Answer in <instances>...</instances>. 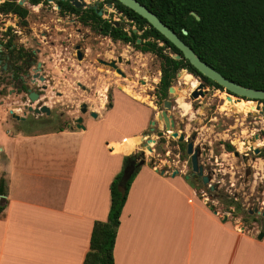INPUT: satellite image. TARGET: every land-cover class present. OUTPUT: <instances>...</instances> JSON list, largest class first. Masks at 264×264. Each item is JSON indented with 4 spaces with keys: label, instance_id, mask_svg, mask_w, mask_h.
I'll return each instance as SVG.
<instances>
[{
    "label": "crops",
    "instance_id": "1",
    "mask_svg": "<svg viewBox=\"0 0 264 264\" xmlns=\"http://www.w3.org/2000/svg\"><path fill=\"white\" fill-rule=\"evenodd\" d=\"M129 85L112 88L110 106L82 128L0 124V264L82 263L93 221L106 217L108 184L150 125L152 108ZM223 216L181 174L138 165L113 264H264V236Z\"/></svg>",
    "mask_w": 264,
    "mask_h": 264
},
{
    "label": "rangeland",
    "instance_id": "2",
    "mask_svg": "<svg viewBox=\"0 0 264 264\" xmlns=\"http://www.w3.org/2000/svg\"><path fill=\"white\" fill-rule=\"evenodd\" d=\"M85 1L92 2V0ZM100 1L101 6L104 7L106 3L103 0ZM105 17L119 24L125 30L132 28L137 35L139 34V31L134 28L131 22L124 17H120V14L110 8L105 9ZM100 41L103 43H99L97 47L99 57L107 59L119 56L121 58V62L117 66L125 74V80H121L118 73L114 72L112 76L115 80L113 89H124L130 86L131 83V86L139 95H144V98L140 99V105L145 107L148 104L152 108L149 120H156V113L162 110L163 106L158 96L154 98L151 95V85L158 82L160 59L150 52L136 50L132 44H124L116 40L112 44L105 39ZM68 50L73 51L71 46L69 49H64L58 45L48 50L53 59L51 67L53 73L55 75L61 74L70 79L68 83L71 86L55 87L56 89L71 90L75 86V80L81 79L79 76L80 62L74 59L73 54L67 53ZM86 52V59H89L87 61L92 62L94 43ZM125 61L130 63L129 67L124 65ZM103 68L101 67V70L98 71V74H100L97 79L98 89L94 96H91L92 103L90 105L86 103L88 108L89 106L94 108L96 113L94 119L101 118L106 105L105 88L107 80L101 76L103 75ZM185 75H188V73L184 69H180L171 81L170 86L173 91L167 92L165 97L170 101L171 106L166 112L172 117L173 121L180 124V128L174 125V130L178 133L181 132L184 137L190 138L194 135L193 146L199 148L200 152L198 162L203 167V174L208 178L210 177L207 183H202L199 180L194 181L188 176L186 180L194 185L197 194L209 203L211 210L225 215L228 222L234 227H238L240 230L244 229L254 235L259 231L264 232V218L253 213L255 207H259V210L264 208V156L254 160V162L251 161L252 154L247 157L248 160L245 162L241 158L244 153V146H254L257 143V140L253 138L254 125L252 121L259 120V124H263L264 114H259L254 109V101H237L232 95L231 98L235 101L231 104L239 103V105H243L248 103V105L246 104L245 110L242 111H238L236 108L224 109V98L228 93L223 88L218 89L208 86L190 74L196 86L198 82L204 84V87L201 88L202 95L198 94L195 98H191L190 92L195 85L190 86V82L183 78ZM104 76H106L105 73ZM152 80L155 84L152 83ZM78 91V88L76 90L72 89L73 93ZM55 99L57 101L53 104L54 110L70 109L74 111L77 109L82 96L53 97V100ZM157 126H159V129ZM149 127L148 124L142 136L147 134L148 138L153 139L154 142L140 141L137 138L135 141H131V147L127 149V152L132 150L137 143L138 146L133 151L136 154L137 161L144 157V163H151L158 170L170 173L176 169L178 170L177 174L188 175L191 168L189 155L185 152V142L180 141L178 143L176 138L170 137L164 131L160 120H156L152 131ZM47 129L50 130L51 128L39 127L28 128L27 130L40 131ZM158 133L159 135H157ZM160 139L163 141H160ZM225 142L230 144L233 149L226 151L223 147ZM147 146L151 150H148ZM234 150L238 152L237 156L232 154ZM251 165L254 168L249 167ZM209 186H214L213 190L209 191ZM259 186L263 189V192L259 195L257 201L255 196Z\"/></svg>",
    "mask_w": 264,
    "mask_h": 264
},
{
    "label": "flooded vegetation",
    "instance_id": "3",
    "mask_svg": "<svg viewBox=\"0 0 264 264\" xmlns=\"http://www.w3.org/2000/svg\"><path fill=\"white\" fill-rule=\"evenodd\" d=\"M67 3L70 4L68 0H0V124H18L26 129L46 127L60 130L77 126L84 127L87 118L96 117L91 115L95 113L94 108L91 106L88 108L86 103L90 105L92 103L91 96L97 92V79L100 77L98 71L101 70V67H104L101 76L107 80L106 106H110L111 90L115 82L112 76L114 72L116 73L115 67L120 70L117 64H120L121 58L116 56L103 59L99 57L97 47L99 43H103L100 41L101 39L107 40L110 44L115 40L122 42L111 36L115 22L105 17V9L101 6L100 0L87 2L90 5H95L94 8H75L71 4L73 8H69ZM120 17L126 18L124 15H120ZM117 26L120 25L117 24ZM120 27L129 34V30ZM132 30L135 32L134 29ZM140 33L141 31H139ZM93 43L94 58L92 62H88L86 51L91 48ZM158 44L161 43L158 42ZM56 45L64 49H69L71 46L73 51L68 50L67 53L73 54L74 59L80 62L79 76L81 79L75 80V86L72 87L73 90L78 88V92L73 93L72 89L55 88L71 86L68 83L70 79L61 74L55 75L52 71L53 59L48 50L53 49ZM77 54L80 55L79 58H77ZM109 61H112L114 66L106 64ZM124 65L129 67L130 63L125 61ZM118 75L121 80H125L124 73ZM152 83L155 84L154 81ZM156 87L157 83L151 85V95L154 98L157 97ZM67 90L68 92H66ZM68 95L82 96L77 109L74 111L70 109L54 110L53 104L57 100H53V97ZM260 103L264 105L263 101ZM242 110H245L244 106H242ZM257 111L261 114L259 110ZM252 123L254 125L253 138L257 140V143L254 146H244V153L241 157L244 162L248 160L247 157L250 154L253 155L252 162L264 156V123L259 124V120H253ZM139 139L146 141L148 135L141 136ZM193 140L194 135L192 142ZM193 148L197 152V165L201 168L202 175L190 170L187 176L194 181L199 180L203 183L205 175L202 165L198 162L199 148L194 146ZM253 149H257V152L254 153ZM249 167L254 168L253 165ZM205 178L207 182L210 180V177L205 176ZM213 188L214 186H209L208 189L211 191ZM262 192L263 189L259 186L255 196L257 201ZM263 211L264 208L259 210V207H255L253 209V213L264 218L261 214Z\"/></svg>",
    "mask_w": 264,
    "mask_h": 264
},
{
    "label": "trees",
    "instance_id": "4",
    "mask_svg": "<svg viewBox=\"0 0 264 264\" xmlns=\"http://www.w3.org/2000/svg\"><path fill=\"white\" fill-rule=\"evenodd\" d=\"M103 1L111 2L136 30L141 31L137 35L130 28L127 34L120 26H113L112 38L119 39L122 43H130L136 50L150 52L160 59L156 87L159 99H165L167 89L180 69L188 73L183 78L190 82V86L195 85L192 75L208 86L221 88L201 75L182 57L180 51L151 27L144 18L117 0ZM137 1L174 31L200 60L221 75L237 84L264 90V0ZM67 6L73 8L68 3ZM190 12L197 15L198 19ZM182 30H185V34ZM137 38L139 42H136ZM174 55H179V58H173ZM224 99V109L231 108L230 104L235 99ZM160 141L163 140L160 139ZM223 146L226 151L233 149L227 142ZM137 169L136 154L123 157L120 170L108 184L109 202L105 220L93 221L88 249L81 264H113L112 251L119 215ZM121 181L124 189L122 194L116 188ZM3 192V188L0 187V194ZM2 209L3 205L0 204V211Z\"/></svg>",
    "mask_w": 264,
    "mask_h": 264
},
{
    "label": "water",
    "instance_id": "5",
    "mask_svg": "<svg viewBox=\"0 0 264 264\" xmlns=\"http://www.w3.org/2000/svg\"><path fill=\"white\" fill-rule=\"evenodd\" d=\"M69 3L77 8V7H85V8H94L95 5H90L85 0H68ZM120 4L123 6L133 10L135 13H137L139 16L144 18L146 22L151 25L159 34H161L166 40H168L176 49H178L184 59H186L189 64H191L201 75L206 77L207 79L215 82L218 84L221 88H223L228 95L226 98H229L232 96L235 97L237 101L243 100V101H255L254 109L259 110L261 114H264V105L260 102L264 100V90L262 89H256V88H250L246 87L240 84H237L223 75H221L218 71L207 65L205 62L199 59V57L193 52V50L186 45L178 36L177 34L172 31L170 28H168L161 20H159L156 15L151 12L149 9H147L143 4L139 3L137 0H117ZM110 8L114 12L123 15L122 12H120L118 9H116L111 2H107L103 9ZM191 15H194L196 19H198V16L195 15L193 12H190ZM115 26H117V23H115ZM182 33L185 34V30H182ZM136 42H139V39L136 40ZM80 55L77 54V58H79ZM173 58L178 59L179 55H174ZM109 66H114L112 61L107 62ZM116 73L123 75V73L115 67ZM204 87V84L202 82H198L197 86L191 90L190 96L191 98H195L198 94L202 95L201 88ZM173 88L171 86L168 87L167 92H172ZM163 109L156 113V120L162 121L163 129L164 131L172 138H176L177 141H184L185 142V152L189 155V162H190V168L192 172H197V174L202 175L201 168L197 165V152L193 148V135L189 137H184V135L181 132H177L173 129L174 122L173 120L168 116L167 110L170 108L171 103L169 100L164 99L162 101ZM82 111L84 108L82 107ZM92 116H96L95 113L91 114ZM155 120L152 119L149 121L151 127L150 130L153 129ZM76 128H82V126H77ZM154 142L153 139L148 138L145 142ZM148 150H151L147 146ZM253 152L256 153L257 149H253ZM233 155H236V151H232ZM144 163V157L138 160L136 162V165H141ZM126 172V171H125ZM124 172V173H125ZM178 173V170L174 169L171 172V175H175ZM184 178L187 179V175H184ZM123 181V178H122ZM122 181L117 184L116 188L120 192V194L123 193V185ZM207 179L205 176H203V183H206ZM262 216H264V211L261 213ZM226 219V216H223V220ZM264 236L263 231H259L256 234L257 239H261Z\"/></svg>",
    "mask_w": 264,
    "mask_h": 264
},
{
    "label": "bare ground",
    "instance_id": "6",
    "mask_svg": "<svg viewBox=\"0 0 264 264\" xmlns=\"http://www.w3.org/2000/svg\"><path fill=\"white\" fill-rule=\"evenodd\" d=\"M227 100H230L231 99V97H229V98H226ZM247 105H248V103H246ZM245 104V105H246ZM232 105V107L231 108H236L238 111H242V106L241 105H239V104H231ZM245 105H244V107H245ZM249 107H250V105H249ZM137 138L136 137H134L133 138V140L132 141H135ZM137 142V141H136ZM137 144V143H136Z\"/></svg>",
    "mask_w": 264,
    "mask_h": 264
}]
</instances>
